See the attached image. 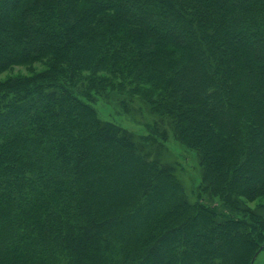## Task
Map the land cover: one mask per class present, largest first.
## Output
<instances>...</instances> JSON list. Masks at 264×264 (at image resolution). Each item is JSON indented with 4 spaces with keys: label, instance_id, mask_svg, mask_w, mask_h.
<instances>
[{
    "label": "trees",
    "instance_id": "obj_1",
    "mask_svg": "<svg viewBox=\"0 0 264 264\" xmlns=\"http://www.w3.org/2000/svg\"><path fill=\"white\" fill-rule=\"evenodd\" d=\"M1 77L0 264L264 249V0H0ZM98 102L154 119L137 138ZM169 137L198 159L192 199L148 151Z\"/></svg>",
    "mask_w": 264,
    "mask_h": 264
},
{
    "label": "rangeland",
    "instance_id": "obj_2",
    "mask_svg": "<svg viewBox=\"0 0 264 264\" xmlns=\"http://www.w3.org/2000/svg\"><path fill=\"white\" fill-rule=\"evenodd\" d=\"M12 72L26 73L24 67H16ZM6 76V74H4ZM4 77H1L2 79ZM140 103L134 104L135 108L139 107ZM99 115L103 119L113 120L120 123L128 131L132 132L135 137L143 138L147 134L146 124L152 123L154 116L150 115L147 111L137 112L132 107L127 112H121L120 110H114L111 106L105 105L102 102L96 103ZM144 109V108H143ZM148 151L151 153V157L158 158L162 163L171 166L176 172V176L183 186L184 191L189 198H193L191 192L195 190V187L200 181V168L198 165V159L194 152L188 150L184 146L180 145L173 137L165 143H153L148 145ZM253 264H264V249L256 256Z\"/></svg>",
    "mask_w": 264,
    "mask_h": 264
},
{
    "label": "water",
    "instance_id": "obj_3",
    "mask_svg": "<svg viewBox=\"0 0 264 264\" xmlns=\"http://www.w3.org/2000/svg\"><path fill=\"white\" fill-rule=\"evenodd\" d=\"M251 264H253V261L251 262Z\"/></svg>",
    "mask_w": 264,
    "mask_h": 264
}]
</instances>
